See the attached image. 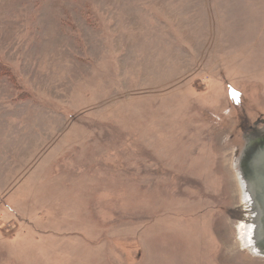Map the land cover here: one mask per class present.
<instances>
[{
  "label": "rangeland",
  "instance_id": "obj_1",
  "mask_svg": "<svg viewBox=\"0 0 264 264\" xmlns=\"http://www.w3.org/2000/svg\"><path fill=\"white\" fill-rule=\"evenodd\" d=\"M262 120L264 0H0V264H264Z\"/></svg>",
  "mask_w": 264,
  "mask_h": 264
},
{
  "label": "water",
  "instance_id": "obj_2",
  "mask_svg": "<svg viewBox=\"0 0 264 264\" xmlns=\"http://www.w3.org/2000/svg\"><path fill=\"white\" fill-rule=\"evenodd\" d=\"M261 123L264 124V120ZM258 126L256 122L251 127L248 142L235 166L243 184L244 195H247L251 202L246 212V215H252L249 221L254 226L253 249L250 250L253 256L264 259V128L259 129Z\"/></svg>",
  "mask_w": 264,
  "mask_h": 264
},
{
  "label": "bare ground",
  "instance_id": "obj_3",
  "mask_svg": "<svg viewBox=\"0 0 264 264\" xmlns=\"http://www.w3.org/2000/svg\"><path fill=\"white\" fill-rule=\"evenodd\" d=\"M237 165V163H236ZM237 180L241 189V193L243 195V202H244V209H245V216L244 218L238 223V231H239V236H240V240L242 243V246L245 248H248L250 250L253 249L252 247V232H253V224H251V222L249 220V218L252 217V215L249 213L248 215H246V212H248V207L249 204L251 203L249 200V197L247 195H244V190H243V184L240 181V176L237 172ZM247 208V211H246Z\"/></svg>",
  "mask_w": 264,
  "mask_h": 264
},
{
  "label": "crops",
  "instance_id": "obj_4",
  "mask_svg": "<svg viewBox=\"0 0 264 264\" xmlns=\"http://www.w3.org/2000/svg\"><path fill=\"white\" fill-rule=\"evenodd\" d=\"M41 144L43 145V142ZM37 146H39V145L37 144ZM33 149L37 150L38 147H34L32 145L30 147V150H33ZM15 164H17L19 166V160L18 159H17V162ZM26 166H31L30 162H28V164L26 163ZM23 181L24 180H22V181L17 180L16 182H14L12 184H4V185L0 186V196L2 197L4 195L6 197L12 196V198H17L18 197L17 193H18V191H20L19 189L22 188V182Z\"/></svg>",
  "mask_w": 264,
  "mask_h": 264
},
{
  "label": "flooded vegetation",
  "instance_id": "obj_5",
  "mask_svg": "<svg viewBox=\"0 0 264 264\" xmlns=\"http://www.w3.org/2000/svg\"><path fill=\"white\" fill-rule=\"evenodd\" d=\"M243 212L245 213V209L243 210ZM245 216V215H244ZM244 216H243V218H244Z\"/></svg>",
  "mask_w": 264,
  "mask_h": 264
},
{
  "label": "snow or ice",
  "instance_id": "obj_6",
  "mask_svg": "<svg viewBox=\"0 0 264 264\" xmlns=\"http://www.w3.org/2000/svg\"><path fill=\"white\" fill-rule=\"evenodd\" d=\"M232 95L235 96V93L233 92Z\"/></svg>",
  "mask_w": 264,
  "mask_h": 264
}]
</instances>
